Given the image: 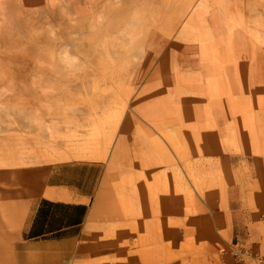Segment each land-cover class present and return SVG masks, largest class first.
Wrapping results in <instances>:
<instances>
[{"label": "rangeland", "instance_id": "obj_1", "mask_svg": "<svg viewBox=\"0 0 264 264\" xmlns=\"http://www.w3.org/2000/svg\"><path fill=\"white\" fill-rule=\"evenodd\" d=\"M190 1L0 0V213L6 220L14 205L18 216L14 227H0V264L13 261L35 195L30 182L44 185L53 165L65 160L110 166L126 121L164 119L169 128L147 127L150 139L169 144L173 162L212 153L215 187L257 190V161L264 160V0ZM152 105L159 109L148 111ZM199 124L212 147L201 145L206 130ZM230 197L236 209L246 199ZM223 199L201 205L202 214L215 218L228 210Z\"/></svg>", "mask_w": 264, "mask_h": 264}, {"label": "crops", "instance_id": "obj_2", "mask_svg": "<svg viewBox=\"0 0 264 264\" xmlns=\"http://www.w3.org/2000/svg\"><path fill=\"white\" fill-rule=\"evenodd\" d=\"M158 122L126 121L110 166L91 159L53 165L34 189L13 261L3 264H236L237 244L264 255V160L257 161V190L217 188L213 154L199 158L204 164H176L165 139H150L149 128L170 127ZM197 126L206 132L195 140L212 147L207 127ZM236 193L246 198L237 209L230 203ZM212 195L216 206L224 196L229 204L215 218L202 214L201 205H214Z\"/></svg>", "mask_w": 264, "mask_h": 264}, {"label": "bare ground", "instance_id": "obj_3", "mask_svg": "<svg viewBox=\"0 0 264 264\" xmlns=\"http://www.w3.org/2000/svg\"><path fill=\"white\" fill-rule=\"evenodd\" d=\"M53 1H54V0H53ZM189 1H190V0H189ZM191 1H192V0H191ZM191 1H190V2H191ZM193 1H194V0H193ZM45 3H46V2H45ZM86 3H87V2H86ZM193 3H195V1H194ZM193 3H192V4H193ZM87 4H88V3H87ZM89 4H91V1H90ZM185 4H186V3H185ZM185 4H184V5H185ZM188 4H189V3H188ZM188 4H187V5H188ZM192 4H191V5H192ZM49 5H50V4H49ZM68 5H69V4H68ZM45 6H46V4H45ZM47 6H48V5H47ZM91 6H92V4H91ZM108 6H109V5H108ZM119 6H120V5H119ZM182 6H183V5H182ZM189 6H190V5H189ZM201 6L203 7V5H201ZM56 7H57V6H56ZM67 7H68V6H67ZM187 7H188V6H187ZM187 7H185V8H187ZM192 7H193V6H192ZM33 8H34V7H33ZM49 8H50V7H49ZM68 8H69V7H68ZM185 8H184V10H182V12H184V13L186 12V11H185ZM21 9H22V8H21ZM47 9H48V8H47ZM188 9H189V7H188ZM22 10H23V9H22ZM50 10H51V9H50ZM92 10H93V9H92ZM186 10H187V9H186ZM190 10H191V9H190ZM51 11H52V10H51ZM86 11H87V10H86ZM89 11H90V10H89ZM204 11H205V10H204ZM68 12H69V11H68ZM51 13H52V12H51ZM56 13H57V11H56ZM63 13H65V12H63ZM66 13H67V12H66ZM81 13H82V12H81ZM100 13H101V12H100ZM108 13H109V12H108ZM195 13H196V12H195ZM199 13L203 14V13H205V12H202V11H201V12H199ZM199 13H198V14H199ZM75 14H76V13H75ZM185 14H186V13H185ZM187 14L190 15L191 12H190V14H189V13H187ZM208 14H209V13H208ZM49 15H50V14H49ZM49 15H48V16H49ZM58 15H59V14H58ZM64 15H65V14H64ZM68 15H69V14H68ZM104 15H105V14H104ZM188 15H187V16H188ZM199 15H200V14H199ZM204 15H205V14H204ZM70 16H71V15H70ZM70 16H69V17H70ZM72 16H73V15H72ZM94 16H95V15H94ZM162 16H163V14H162ZM172 16H173V15H172ZM175 16H176V15H175ZM192 16H193V15H192ZM192 16H191V17H192ZM195 16H196V18H197V15H195ZM35 17H36V16H35ZM40 17H41V16H40ZM69 17H68V18H69ZM100 17H101V15H100ZM103 17H104V16H103ZM130 17H131V16H130ZM160 17H161V15H160ZM168 17H169V16H168ZM173 17H174V16H173ZM61 18H63V17H61ZM66 18H67V15H66ZM106 18H107V17H106ZM182 18H184V20H185V17H184V16H182ZM192 18H194V17H192ZM199 18H200V17H199ZM199 18H198V19H199ZM71 19H72V18H71ZM143 19H145V18H143ZM159 19H160V18H159ZM194 19H195V18H194ZM129 20H131V19H129ZM136 20H138V18H137ZM167 20H169V19L167 18ZM182 20H183V19H182ZM187 20H188V19H187ZM48 21H49V20H48ZM62 21H63V19H62ZM68 21H69V20H68ZM139 21H140V20H138V22H139ZM180 21H181V20H180ZM198 21H199V20H198ZM49 22H50V21H49ZM83 22H84V21H83ZM96 22H97V21H96ZM136 22H137V21H136ZM155 22H156V21H155ZM160 22H161V21H159V24H160ZM183 22H184V21H183ZM94 23H95V21H94ZM132 23H133V21H132ZM166 23H167V22H166ZM169 23H170V22H169ZM169 23H168V24H169ZM42 24H44V23H42ZM63 24H64V23H63ZM129 24H130V23H129ZM133 24H134V23H133ZM140 24H141V23H140ZM185 24H186V23H185ZM187 24H188V23H187ZM187 24H186V25H187ZM45 25H46V24H45ZM45 25H44V27H45ZM135 25H136V23H135ZM162 25H163V24H162ZM170 25H171V24H170ZM188 25H189V24H188ZM192 25H193V24H192ZM192 25H190V26H192ZM198 25H199V24H198ZM208 25H209V24H208ZM33 26H34V25H33ZM33 26H31V27H33ZM49 26H50V24H49ZM125 26H127V25H125ZM128 26H130V25H128ZM158 26H159V25H158ZM180 26H181V24H180ZM180 26H179V27H180ZM199 26H200V25H199ZM196 27H197V26H196ZM196 27H195V28H196ZM46 28H47V27H46ZM46 28H45V29L43 28L45 32H46V30H47ZM182 28H183V25H182ZM127 29H129V28H127ZM179 29H180V28H179ZM41 30H42V29H41ZM105 30H106V29H105ZM124 30H125V27H124ZM129 30H132V29H129ZM200 30H202L201 27H200ZM200 30H199V31H200ZM231 30H232V29H231ZM231 30H230V31H231ZM134 31H135V30H133V32H134ZM171 31H172V30H171ZM171 31H170V32H171ZM174 31L177 32V30H174ZM207 31H208V29H207ZM210 31H211V30H210ZM29 32H30V31H29ZM127 32H128V31H127ZM133 32H132V33H133ZM135 32H136V31H135ZM202 32L204 33V31H202ZM46 33H47V32H46ZM107 33H108V32H107ZM148 33H149V31H148ZM173 33H174V32H173ZM207 33H208V32H207ZM68 34H69V33H68ZM130 34H131V33H130ZM135 34H136V33H135ZM201 34H202V33H201ZM14 35H15V34H14ZM103 35H104V34H103ZM174 35H175V34H173V37H174ZM202 35H203V34H202ZM205 35H206V34H205ZM58 36H60V35H58ZM58 36H57V37H58ZM72 36H73V35H72ZM78 36H80V35H78ZM115 36H116V34H115ZM171 36H172V35H170V38H171ZM70 37H71V36H70ZM76 37H77V36H76ZM104 37H105V36H104ZM33 38H34V37H33ZM39 38H40V37H39ZM43 38H44V37H43ZM48 38L50 39V37H48ZM62 38H63V37H62ZM62 38H61V39H62ZM68 38H69V37H68ZM105 38H106V37H105ZM230 38H231V36H230ZM45 39H46V38H45ZM54 39H55V38H54ZM77 39H78V38H77ZM106 39H107V38H106ZM113 39H114V38H113ZM116 39H117V38H116ZM116 39H115V40H116ZM130 39H132L131 36H130ZM211 39H212V38H211ZM2 40H3V39H2ZM46 40H47V39H46ZM57 40H58V39H57ZM59 40H60V39H59ZM62 40H63V39H62ZM91 40H92V39H91ZM209 40H210V39H209ZM53 41H54V40H53ZM104 41H105V40H104ZM36 42H37V41H36ZM44 42H45V41H44ZM56 42H57V41H56ZM206 42H207V40H206ZM33 43H34V42H32L30 45H32ZM58 43H59V42H58ZM65 43H66V42H65ZM67 43H68V42H67ZM56 44H57V43H56ZM56 44H55V45H56ZM63 44H64V43H63ZM68 44H69V43H68ZM189 44H190V43H189ZM201 44H202V43H201ZM36 45H38V43H36ZM58 45H59V44H58ZM69 45H70V44H69ZM202 45H203V44H202ZM230 45H231V44H230ZM203 46H204V45H203ZM42 47H43V46H42ZM45 47H46V46H45ZM62 47H63V46H62ZM62 47H61V48H62ZM57 48H58V47H57ZM61 48H59V49H61ZM65 48H66V47H65ZM205 48H206L205 50H207V47H205ZM226 48H227V47H226ZM66 49H67V48H66ZM66 49H65V51H66ZM208 49H209V48H208ZM215 49H216V48H215ZM53 50H54V49H53ZM56 50H57V49H56ZM29 51H30V50H29ZM57 51H59V50H57ZM57 51H56V53H57ZM67 51H68V49H67ZM217 52H218V51H217ZM50 53H51V52H50ZM54 53H55V50H54ZM67 54H69V52H68ZM200 54H201V52H200ZM205 54H206V53H205ZM54 55H55V54H54ZM57 55H58V54H57ZM60 55H61V54H60ZM219 56H220V54H219ZM54 57H55V56H54ZM61 57H62V55H61ZM200 57H201V59H202L203 56H200ZM206 57H207V56H206ZM62 58H63V57H62ZM68 58H69V57H68ZM59 60H61V59H59ZM175 60H176V59H175ZM61 61H62V60H61ZM62 63H63V61H62ZM178 66H179V65H178ZM179 67H180V66H179ZM178 71H179V70H178ZM184 83H185V82H184ZM184 83H183V84H184ZM183 93H184V92H183ZM188 93H189V92H188ZM194 93H195V92H194ZM194 93H193V94H194ZM181 94H182V93H181ZM189 94H190V93H189ZM173 95H174V94H173ZM205 104H206V103H205ZM204 107H205V106H204ZM206 107H207V106H206ZM208 107H209V106H208ZM206 109H207V108H206ZM208 109H209V108H208ZM208 109H207V110H208ZM210 111H211V110H210ZM206 112H207V111H206ZM110 143H111V142H109V144H110ZM21 144H22V143H21ZM11 145L13 146V144H11ZM23 145H24V144H23ZM18 146H21V145H18ZM88 146H90V145H87V147H88ZM106 146H108V145H106ZM110 146H111V145H110ZM23 147H24V146H23ZM27 147H28V146H27ZM15 148H16V147H15ZM106 148H108V147H106ZM172 148H173V146H172ZM88 149H89V148H88ZM92 149H93V148H92ZM108 149H109V148H108ZM78 150H79V149H78ZM89 150H90V149H89ZM172 151H173V150H172ZM91 152H92V151H91ZM99 152H100V151H99ZM2 153H3V152H2ZM28 153H29V152H28ZM83 153H84V152H83ZM89 153H90V151H89ZM97 153H98V152H97ZM104 153H105V151H104ZM107 153H108V152H107ZM109 153H110V152H109ZM174 154H175V153H174ZM177 154H178V153H177ZM189 154H190V153H189ZM84 155H86V154H84ZM104 156H105V155H104ZM178 156H179V155H178ZM88 157H89V156H88ZM102 157H103V156H102ZM179 157H180V156H179ZM163 158H164V157H163ZM184 159H186V157H185ZM188 159H190V158H188ZM27 161H28V160H27ZM166 161H167V160H166ZM185 161H186V160H185ZM187 161H188V160H187ZM191 161H192V160H191ZM181 162H183V161H181ZM192 163H193V162H192ZM186 164H187V162H186ZM188 165H190V163H189ZM32 166H33V165H32ZM3 167H4V166H3ZM186 167H187V165H186ZM188 167H189V166H188ZM1 168H2V166H1ZM6 168H8V167H6ZM14 168H15V166H14ZM174 168H175V167H174ZM19 170H20V169H19ZM7 171H8V170H7ZM13 171H14V170H13ZM9 172H10V171H9ZM16 172H17V171H16ZM18 172H19V171H18ZM18 172H17V173H18ZM20 172H21V171H20ZM187 174H188V173H187ZM4 175H5V174H4ZM15 175H16V174H15ZM17 176H18V174H17ZM39 185H40V184L37 185V184L35 183L34 180H32V181L30 182V186H31V188H32L33 190L36 189V188H38ZM41 187H42V186H41ZM158 195H159V194H158ZM158 202L160 203V201H158ZM159 203H158V204H159ZM159 215H160V214H159ZM17 222H18V216H17V212H16V210H15L14 205H13V206L10 205L9 211H8V213H7L6 220L2 219V217H1V213H0V227L5 226V225H9V226H11V227H14V226L17 224Z\"/></svg>", "mask_w": 264, "mask_h": 264}, {"label": "built area", "instance_id": "obj_4", "mask_svg": "<svg viewBox=\"0 0 264 264\" xmlns=\"http://www.w3.org/2000/svg\"><path fill=\"white\" fill-rule=\"evenodd\" d=\"M233 256L236 264H264L263 254L243 249L241 245L234 249Z\"/></svg>", "mask_w": 264, "mask_h": 264}]
</instances>
